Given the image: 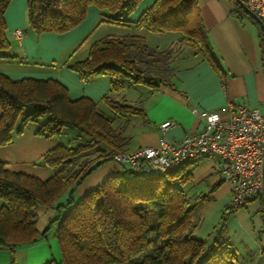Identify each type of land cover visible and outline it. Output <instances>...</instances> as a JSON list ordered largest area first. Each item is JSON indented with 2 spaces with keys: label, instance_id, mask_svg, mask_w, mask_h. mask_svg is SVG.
<instances>
[{
  "label": "trees",
  "instance_id": "obj_1",
  "mask_svg": "<svg viewBox=\"0 0 264 264\" xmlns=\"http://www.w3.org/2000/svg\"><path fill=\"white\" fill-rule=\"evenodd\" d=\"M10 1L0 0V50L10 46L4 18ZM140 1L27 0V25L38 36L64 33L85 18L90 5L102 11L105 21L126 25ZM234 3L233 13L247 17L260 29ZM132 23L136 29L176 31L180 36L174 45L160 50L148 46L140 34L107 35L91 44L83 60L67 64L83 81L97 76L110 79V91L102 101L115 115L126 117L141 111L114 99L123 88L136 84L156 88L170 83L178 46L191 48L220 71L196 11V0H154ZM260 34L264 53L261 29ZM0 110V147L29 125L47 139L58 140L67 127L78 132L74 142L60 141L39 158L37 163L53 171L45 180L9 170L0 162V248L32 244L55 226L61 261L50 259L43 264H252L250 254L242 255L229 241L227 214L210 244L195 235L199 226L196 210L208 195H193L186 188L192 181L193 161L164 175L145 178L122 169L74 199V189L83 179L113 161V155L123 152L127 143L123 128L114 127V119L98 111L90 98L70 99L66 87L56 79L14 80L0 73ZM38 206L65 210L39 232Z\"/></svg>",
  "mask_w": 264,
  "mask_h": 264
},
{
  "label": "crops",
  "instance_id": "obj_2",
  "mask_svg": "<svg viewBox=\"0 0 264 264\" xmlns=\"http://www.w3.org/2000/svg\"><path fill=\"white\" fill-rule=\"evenodd\" d=\"M153 1L141 0L126 25L105 21L102 11L90 5L85 18L77 26L64 33L45 32L39 35L40 39H36L26 23L27 0H12L10 3L15 2L13 7L10 10L9 3L4 15L10 46L0 51V54L6 55L0 58V73L14 80L27 77L56 79L66 87L70 99L90 98L98 111L114 119V127L123 128V136L127 140L123 152L156 146L161 136L159 124L166 120L175 122L165 132L168 139H179L186 133L202 129L203 121L191 112L192 108L216 112L221 119L228 118L229 103L257 107L264 114L261 27L259 29L247 17L233 13L236 9L235 0H196V11L220 71L191 48L178 46L173 62L174 73L169 84H160L156 88L136 84L114 94L117 102L139 108L140 113L126 117L115 115L110 106L102 101L110 91V79L97 76L83 81L78 73L67 67V64L83 60L91 44L107 35L140 34L148 46L160 50L174 45L180 33L150 32L136 29L132 23ZM100 22H107L115 29L104 30L102 33L107 34L93 36ZM16 29L23 32L21 37L13 34ZM90 36H93L92 42H87L81 49L79 46L77 51H68L75 43ZM60 141V138L38 136L34 127L29 125L21 134L15 135L11 143L0 147V162L9 170L26 172L45 180L53 171L37 161ZM192 163V181L186 188L193 195H208L196 210L199 226L195 235L210 244L222 217L227 214L226 235L233 247L242 255L249 253L252 264H264L262 195L236 211L226 213L231 201V189L220 177L217 159L201 157ZM122 169L114 161L99 166L74 189L73 196L83 195ZM35 212L36 229L42 232L58 210L38 206ZM53 228L32 244L13 249L0 248V264H43L50 259L60 262L61 252Z\"/></svg>",
  "mask_w": 264,
  "mask_h": 264
},
{
  "label": "built area",
  "instance_id": "obj_3",
  "mask_svg": "<svg viewBox=\"0 0 264 264\" xmlns=\"http://www.w3.org/2000/svg\"><path fill=\"white\" fill-rule=\"evenodd\" d=\"M264 21V0H242ZM21 37V30H14ZM229 116L221 119L213 111L192 108L203 121V128L168 139L165 132L175 122L159 124L161 136L156 146L139 147L131 152H117L113 161L137 178L161 176L186 161L216 158L221 179L230 185L228 210L236 211L264 191V114L257 107L229 103Z\"/></svg>",
  "mask_w": 264,
  "mask_h": 264
},
{
  "label": "rangeland",
  "instance_id": "obj_4",
  "mask_svg": "<svg viewBox=\"0 0 264 264\" xmlns=\"http://www.w3.org/2000/svg\"><path fill=\"white\" fill-rule=\"evenodd\" d=\"M12 1V0H11ZM14 3L15 2H13V3H10L11 4V6H10V10H11V8L13 7V5H14ZM26 5H27V3H26ZM26 23L28 22V14H27V6H26ZM91 18V14H89V18L88 19H90ZM104 19H106L105 17H104ZM77 26V25H76ZM111 29V31H112V29H115V28H113V26L112 25H110L109 23H105L104 22V24L102 23V22H100V25L98 26V28L97 29H95V34L93 35V36H97L98 34H107V33H102V31L104 32V30H106V31H109ZM28 30L31 32V30L28 28ZM105 31V32H106ZM31 33H33V32H31ZM34 34V33H33ZM35 35V37H36V39H40L39 38V36L37 35V34H34ZM93 36L91 37H86V38H84V39H82L81 41H79V42H77V43H75L73 46H72V48H70V49H68V51H77L78 50V48H79V46H80V49H81V47L82 46H84L87 42H92V38H93ZM0 51H5V50H0ZM77 131L73 128V127H67V128H64L63 129V131H62V134L60 135V139H61V141L63 142V143H65V144H68V143H72V142H74V140H75V138L77 137L76 135H77ZM107 162H105V163H103V164H106ZM102 164V165H103ZM86 193V192H85ZM84 193V194H85ZM83 194V195H84ZM83 195H81V196H77L76 197V195L74 194V198L77 200V199H79V198H81ZM2 205V200L0 199V206ZM65 210V207H63L62 209H60V211H58L57 212V214L59 213V214H62L63 213V211ZM53 227H55V226H53ZM53 227H51L49 230H52V228ZM49 233V232H48Z\"/></svg>",
  "mask_w": 264,
  "mask_h": 264
},
{
  "label": "water",
  "instance_id": "obj_5",
  "mask_svg": "<svg viewBox=\"0 0 264 264\" xmlns=\"http://www.w3.org/2000/svg\"><path fill=\"white\" fill-rule=\"evenodd\" d=\"M240 7L249 14L261 27L262 31H264V21H262L253 11H251L243 2L242 0H235ZM128 176H130V173H126ZM262 198H264V191H262Z\"/></svg>",
  "mask_w": 264,
  "mask_h": 264
}]
</instances>
